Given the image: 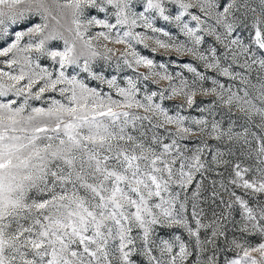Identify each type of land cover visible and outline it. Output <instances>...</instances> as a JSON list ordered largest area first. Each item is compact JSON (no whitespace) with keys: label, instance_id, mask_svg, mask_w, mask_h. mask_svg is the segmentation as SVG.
I'll return each instance as SVG.
<instances>
[{"label":"snow or ice","instance_id":"snow-or-ice-1","mask_svg":"<svg viewBox=\"0 0 264 264\" xmlns=\"http://www.w3.org/2000/svg\"><path fill=\"white\" fill-rule=\"evenodd\" d=\"M0 264H264V0H0Z\"/></svg>","mask_w":264,"mask_h":264},{"label":"rangeland","instance_id":"rangeland-1","mask_svg":"<svg viewBox=\"0 0 264 264\" xmlns=\"http://www.w3.org/2000/svg\"><path fill=\"white\" fill-rule=\"evenodd\" d=\"M160 23L163 24V22H160ZM145 54H146V55H150V53L147 52V51L145 52ZM156 58H157L158 60H162V59H163V60H167V59H168V56H167V55H164V56L157 55ZM171 58H172V59H176L175 55H173ZM182 59H183L184 62H192V63H194V64H195V63H198V62H196V61H193L191 57H183ZM142 70H143V69H142ZM170 70H171V71H178L179 69H178V68H171V67H170ZM201 70H203L202 67H201ZM111 74H115V73L113 72V73H111ZM126 74H129V75L132 74V73H131V70H126ZM186 75H188L189 77H191V74H189V73H186ZM103 87H105V90H107V89H106V86H103ZM190 114H191V115H194V116H195V115H199V113H197L195 110H190ZM226 175H227V174H225V176H226ZM237 191L239 192L240 190H237ZM209 214H210V213H209Z\"/></svg>","mask_w":264,"mask_h":264}]
</instances>
